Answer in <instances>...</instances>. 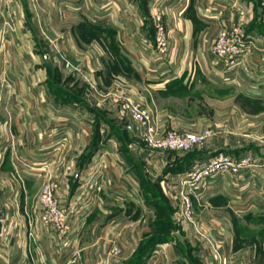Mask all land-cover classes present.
Returning <instances> with one entry per match:
<instances>
[{"label":"crops","instance_id":"1","mask_svg":"<svg viewBox=\"0 0 264 264\" xmlns=\"http://www.w3.org/2000/svg\"><path fill=\"white\" fill-rule=\"evenodd\" d=\"M170 1L172 6L178 1L186 3L181 11L171 6L166 17L172 39L182 38L185 54L177 61L178 50L175 59L166 63L150 51L157 14L148 0H0V31L8 20L16 24L2 47L0 199L7 203V215L18 227L16 253L11 254L8 245L0 246V264H60L55 259L56 248L71 240L73 233L56 239L39 222V193L47 174L56 185L60 206L77 212L73 227H82L78 245L85 258L90 254L91 260L102 259L117 243L122 253L110 264H215L213 255L202 256L200 250H194L190 225L178 224V213V222H174L171 195L179 176L192 163L204 161L217 150L237 156L238 141L220 135L209 138L198 148V157L180 166L175 157L147 148L137 125L132 134L127 133L129 140L117 139L125 131L120 109L124 97L132 96L148 108L154 107L157 97L177 99L171 94L189 90L196 82L191 73L196 62L207 67L201 73L212 70L219 84L234 81L232 72L215 73L218 70L208 58L189 57L194 46L205 49L208 43L203 37L206 24L197 17L205 2L229 0ZM230 1L244 5L254 0ZM254 21L248 27L250 34L264 40V31L254 27L256 18ZM223 23L225 26L224 19ZM257 42L253 52L243 58L236 77L246 82L250 73L249 83L260 86V78L250 71L252 63L260 62L262 54L256 51L264 50ZM60 53L80 72L64 68L57 59ZM14 70L22 75L3 86L6 73ZM154 111L158 130L210 127L202 116L180 119L164 106ZM129 149L138 157H131ZM42 165H47V174L40 169ZM16 170L22 175L18 177ZM114 173L140 198L137 206L127 203L116 208L104 203L103 184H112ZM246 175L206 184L192 196L201 213L217 214L215 218L202 216L207 222L200 227L210 235L214 225L218 235H228L231 264H259L264 259L261 236L237 234L238 246L234 244L238 220L241 225L264 220V174ZM84 181L97 190L88 192ZM226 210L234 211L235 217ZM28 223L33 226L36 244L27 241ZM69 252L65 250V254Z\"/></svg>","mask_w":264,"mask_h":264},{"label":"rangeland","instance_id":"2","mask_svg":"<svg viewBox=\"0 0 264 264\" xmlns=\"http://www.w3.org/2000/svg\"><path fill=\"white\" fill-rule=\"evenodd\" d=\"M147 4L152 10V12L154 11V14L155 13L157 14L154 16L156 17V19H155V24H154V34L152 36L150 51L156 53L158 55L157 57H159L161 61H165L167 63V61L171 59V57L175 59V54L179 50L181 54L179 53V56L177 57V61H180V59L185 54V52L182 49L184 48V45H182V42H181L182 38L180 39V37H178L179 40L177 42L172 39V33L169 28V22L167 23L166 21L167 20L166 17L169 14L168 11L172 10L171 6L173 3L170 0H148ZM185 4L186 3L182 1H178L172 7L177 6L179 8L178 11H181ZM205 4L207 5L202 10L201 12L202 15L201 13H198L199 15H197L196 13V15L197 17L199 16L198 18L201 19L200 21H202L203 24H206L205 26L206 28L204 31L205 33L203 34V37L208 38L207 40L208 43L206 44L205 49H200L199 47L197 48L196 46H194V50L193 51L190 50L191 55H189V57L190 58L192 57V59L196 57L205 58V59L208 58V60H210L211 63L214 64V58L211 54V47L213 45V42L221 31H223L226 27H229L236 23L237 9L242 8L247 11L246 25H245L246 28L251 26V24L255 22L254 18H256L257 26H254V27H256L257 29L261 28V30L264 31V24L262 21L263 18H262V13H261V0H254L250 3L248 1L244 5L238 2H235V1H230V0L226 2H213V1L209 2L208 1V2H205ZM251 13L253 16L252 18L250 17ZM228 14H231L232 17L227 18ZM210 16H215V17L211 18ZM223 19L226 24L225 25L226 27L224 26ZM157 23L158 25H161L163 27V34H164V38L167 43V50H164L163 52H160V50H158L156 47L157 42L155 41V34H156ZM15 27H16V24L13 21L8 20L7 23L3 24V30L0 31V76L3 74V65H4L3 62L5 59V56L3 55L4 52L2 50V47L5 44V42L8 40L9 34L15 29ZM248 33L250 34L251 32H248ZM257 43L262 45V48L264 49V40L262 38H261V42H257ZM249 46H250V52H253V50L255 49L254 48L255 42L251 41ZM256 50L258 49L256 48ZM256 52L261 53V54L263 53V51H256ZM63 54L66 56L67 60L70 61L67 55L65 53ZM40 58L41 60L43 59L42 57ZM57 59L60 60L59 54H58ZM261 63H264V59L262 62L260 60L259 64ZM74 68L76 69V71L74 72H77V73L80 72V70H78L79 69L78 66H74ZM206 68L204 67L202 68L198 66L197 62L193 63L191 67V73L193 77L196 78L195 79L196 82H194L195 84L191 83V88L189 90L182 91V92L180 91V92L171 94L172 96L173 95L176 96L177 99H169V98L164 99V97L162 99V98L157 97L153 100L154 107L150 106V108H148V106L143 105L137 99H134L132 96H127L122 99L120 109L125 99L135 100L136 102L140 104V106H142L143 108L147 109L150 112V115L153 118V121L157 129H159V127L156 121V113L154 109L155 108L159 109V106H164L166 109H168V111H171L174 114L178 113L179 115L177 116L180 117V119L181 117H184V118L185 117L195 118L199 116L205 117L209 121L210 127H207L202 130H195L193 128L191 130H185L181 127L180 128L178 127L176 129H170V130L164 129V130H158V131L162 137L170 133L176 134V135H187V134L203 133L205 131H211L212 135L209 138H214L218 135L226 136V137L229 136L238 141V155L232 156V157L252 158V160H254V164L256 167V169L254 168L253 173L258 176H260V174H264V81L262 82L260 81L259 84L261 83V85L256 88V85H251L249 83L250 82L249 80L250 73H249L247 76L248 79L246 82L244 80L242 81V79L239 80V77H238V79L234 78V81L229 80L228 83H226V85L224 86L222 84H219L217 76L212 72V70L207 69L209 70V72H206L205 74L200 72V70L206 71ZM263 68H264V65L262 67L259 66L256 70L251 72V74L255 77L260 76L259 77L260 79H264V76H261V71ZM20 75H22L20 70H14V71L6 73L5 78L3 80L4 81L3 86L10 85L11 80L12 81L18 80ZM205 78L209 79V84L206 82ZM0 85L2 84L0 83ZM124 117H123L124 119L123 128L125 131L122 130L120 136L117 137V139H120V142H122L121 140H126V141L129 140L128 134L130 132H131L130 134H132V132H134L133 125L135 126L137 125L136 123L132 122L129 119V117L125 115ZM137 127L139 130V136L141 138L140 128L138 125ZM193 127L196 128V125L194 124ZM134 140L135 139H133V141ZM141 140L143 141L142 138ZM206 140L203 141L201 144L196 145L190 151H186V152L169 151V150L159 151V150H156V149H153L147 146L144 141H143L144 142L143 144H145L147 148L149 149L155 150L165 155H170L171 157H175L177 163L181 162L180 166L182 165L185 166L188 164L189 161H192L194 158L198 157V154H200V151L198 152L197 150L198 148L201 147L200 145L206 142ZM140 144L142 143L140 142ZM116 148L118 150L120 149L125 150L124 149L125 147L123 146H120V147L118 146ZM130 152H132V154L130 153L131 157H138V154L136 152H133L131 150ZM123 153L125 154V151ZM217 153H228V152L217 150L211 156H209V158L214 156ZM136 159L138 160V158ZM207 159L205 158L204 161ZM137 164L139 165V163ZM193 164L194 163H192V165ZM252 168L253 167H251V169ZM246 172H247V175H246L247 177L252 175V170L246 171ZM114 177H115V180L112 179V184H109L108 186H105L103 184V188H104L103 190H105L106 192L105 197L103 199L104 203H106L108 206H112V207L114 206L116 208H118L119 206H122L123 204H127V203L137 206L140 203V200H139L140 198H138V196L135 195L134 191L130 189L129 186H127L124 182H122L121 179H123V177H119L115 173H114ZM179 180L180 179H178V182H176L175 184V186H177L175 193L171 195L172 202H174L173 205L176 208L175 214L172 211V214L175 220L174 222H178L176 219L177 213H178V219L180 221L178 222V224L185 222L190 225V230H191L190 240H192V236H193V240L191 243L194 247V250L197 249L198 251L200 250L202 252V256L203 255L207 256L208 253L210 255H213V257L220 254L222 259L225 258V263L231 264V262L229 261V257H228V254H229L228 251L230 249V243H231L228 235L227 236H222V234L218 235L219 230L214 225L212 226L213 229L211 230V233L213 235H211V233L209 235L207 231L202 230V228L200 227V224L207 222L203 220L202 216L205 218L207 217L215 218L217 214H213L210 212H208L209 215L205 212L201 213L199 209H196L193 203V200H192V196H191L190 201L192 204V215H193V220L195 222V226H194V223L192 225L190 222L186 221V218L184 215V213L186 212L183 210L182 203L180 204L178 202L179 200L177 199L178 198L177 195L180 191ZM83 185H84L83 188L88 190V192H91L92 190L93 191L97 190V186L93 185L94 188L90 187L91 185L86 184L85 181ZM99 186H101V184ZM39 196H40V193H39ZM259 200H261V198ZM247 204L250 205L249 201H247ZM82 206L84 207V205ZM235 208H234V211H235ZM86 210H87V207H86ZM240 210H242V208ZM234 211H231L230 213L228 210H226V212H229L232 217H235ZM235 220H237V218H235ZM240 223H241L240 220H238V225L234 228V234H235L234 244L236 243V246H238L237 234L245 235V237H247L248 235H251V237L261 236L264 239V220L249 221V222L243 223L244 225H241ZM198 226L201 228L200 231L202 232L203 236L199 235L196 232L195 227H198ZM162 233H165V232H162ZM207 237H209L210 239H208ZM226 237H228V239ZM116 245L119 246L117 243ZM247 245L248 244H246L245 246ZM77 248L80 249L79 245L77 246ZM215 251H217L218 254H216ZM121 253H122V250H121ZM120 255L114 259H117L118 257H120ZM91 261L92 260H91L90 254H86V258H85V255L84 254L82 255L81 253V263L82 264H90ZM258 263L264 264V259L260 258L258 260Z\"/></svg>","mask_w":264,"mask_h":264},{"label":"built area","instance_id":"3","mask_svg":"<svg viewBox=\"0 0 264 264\" xmlns=\"http://www.w3.org/2000/svg\"><path fill=\"white\" fill-rule=\"evenodd\" d=\"M246 13L247 11L242 8L237 9L236 23L221 31L215 38L211 47V54L214 58V64H212L213 67L218 70L216 72H224V74L232 72L234 75L233 78H238L236 76L243 58L251 53L249 46L250 42L261 40L260 37L251 35L247 32V28L245 27ZM261 13L264 24V0H261ZM155 41L157 42L156 47L160 52L167 50L163 27L158 25V23L156 26ZM261 56L263 57H260L262 62L264 59V50ZM59 59L64 68L76 71L63 53L59 54ZM252 64L251 72L256 70L260 65L259 63ZM263 70L264 68L261 71V76H264ZM260 81H262V79H259V82ZM257 87L259 86H256V88ZM121 111L123 116L129 117L132 122L139 126L141 138L145 144L159 151H190L212 135L211 131H205L203 133L187 135L170 133L162 137L156 128L150 112L140 106L135 100L125 99L121 106ZM20 163L21 166L25 167V162L21 161ZM251 167L253 168L251 169ZM254 168L256 169L254 160L250 157L234 158L226 153H217L205 161L194 163L189 169L182 172L179 176L180 188H178L180 191L177 195V199L180 204L182 203L183 210L186 212L184 213L186 221L190 222L192 225L194 223L195 226L190 198L200 193L203 186L206 184L211 185L213 182H228L232 178L238 179L240 176H243V173L250 170H252L253 175ZM40 169L47 174V165H42ZM31 171H34V168H31ZM16 175L19 177L22 175V172L16 170ZM55 191L56 185L53 183L49 174H47V179L42 184L40 190L38 209L39 222L42 227L49 229L50 236L57 237L56 239L60 236H67L73 233V238H71V240L68 242L63 241V245L57 246L55 259L60 261V264H82L80 250L77 248L79 238L82 234V227H73L74 215L77 214V212L75 209L62 208L55 196ZM7 207V203L0 199V246L3 247L8 245V247H12L10 252L11 254H15L16 248L14 245H16L18 240V227L8 220ZM78 217L80 218L81 215ZM27 228V241L36 244V237L32 224L28 223ZM195 228L196 232L203 236L200 231L201 228L199 226ZM207 238L210 239L209 237ZM65 250H70L69 254H65ZM217 251H215L216 254H218ZM120 253L121 248L114 244L104 258L94 259L90 264H110V260L119 256ZM214 259L215 264H227L225 263V258L222 259L220 254L214 256Z\"/></svg>","mask_w":264,"mask_h":264},{"label":"trees","instance_id":"4","mask_svg":"<svg viewBox=\"0 0 264 264\" xmlns=\"http://www.w3.org/2000/svg\"><path fill=\"white\" fill-rule=\"evenodd\" d=\"M253 27V26H252ZM249 30H251L250 28H247V31L249 32Z\"/></svg>","mask_w":264,"mask_h":264}]
</instances>
